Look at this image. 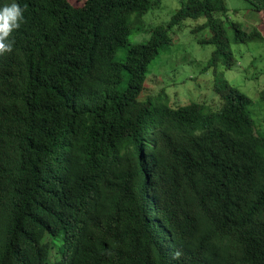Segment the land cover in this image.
<instances>
[{
  "label": "trees",
  "instance_id": "obj_1",
  "mask_svg": "<svg viewBox=\"0 0 264 264\" xmlns=\"http://www.w3.org/2000/svg\"><path fill=\"white\" fill-rule=\"evenodd\" d=\"M160 1L15 0L24 20L0 55V264H66L76 243L104 257L92 264H143L166 229L178 264H264V88L254 111L225 77L241 65L232 45L264 34L224 0H180L131 43ZM199 18L208 93L145 94L150 65Z\"/></svg>",
  "mask_w": 264,
  "mask_h": 264
},
{
  "label": "rangeland",
  "instance_id": "obj_2",
  "mask_svg": "<svg viewBox=\"0 0 264 264\" xmlns=\"http://www.w3.org/2000/svg\"><path fill=\"white\" fill-rule=\"evenodd\" d=\"M74 6H80L84 0H68ZM228 8V16L237 21L245 30L256 27L264 34V11H254L246 0H224ZM180 6V0H161L160 5L150 9L143 17L145 30L134 29L129 35V41L142 42L148 39L146 31L167 22L172 13ZM202 21L187 20L178 34L174 33L171 51L163 49L160 55L150 65V71L145 81L148 95L156 96L160 93L165 96L170 104L186 103L197 100L208 93L212 83L210 72H201L203 65L213 51V45L198 44L190 29ZM258 42L234 43L232 45L240 66L225 71V77L233 84L246 91L254 100L257 108L259 93L264 88V45ZM123 55V51L119 52ZM206 99V98H204ZM263 112L258 109V117L262 118ZM262 120V119H261ZM259 126V124H258ZM140 197V192H137Z\"/></svg>",
  "mask_w": 264,
  "mask_h": 264
},
{
  "label": "clouds",
  "instance_id": "obj_3",
  "mask_svg": "<svg viewBox=\"0 0 264 264\" xmlns=\"http://www.w3.org/2000/svg\"><path fill=\"white\" fill-rule=\"evenodd\" d=\"M23 20L24 9L15 0L0 6V55L13 51L14 40L10 37L12 32L21 26ZM172 235L168 229L158 233L154 241L144 249L148 259L143 264H168L167 261L178 264ZM203 258L207 264H212L211 260ZM100 259L104 260V257L99 255L98 249H85L81 243H76L69 248L68 253H63L59 257V261L66 264H92Z\"/></svg>",
  "mask_w": 264,
  "mask_h": 264
}]
</instances>
